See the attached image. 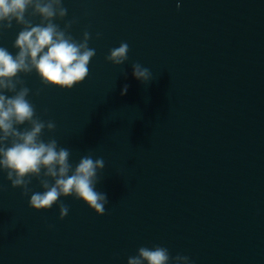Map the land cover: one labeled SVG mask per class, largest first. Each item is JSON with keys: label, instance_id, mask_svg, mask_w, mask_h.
Masks as SVG:
<instances>
[{"label": "water", "instance_id": "95a60500", "mask_svg": "<svg viewBox=\"0 0 264 264\" xmlns=\"http://www.w3.org/2000/svg\"><path fill=\"white\" fill-rule=\"evenodd\" d=\"M63 6L54 22L75 18L77 41L90 33L89 75L70 90L43 85L35 71L20 78L37 116L56 124L44 141L69 149L73 168L85 155L104 159L96 190L109 203L99 216L61 197V220L58 205L32 209L31 193L0 170V264H127L154 245L192 264H264V0ZM20 30H0L13 55ZM121 42L128 60L116 66L105 57ZM135 62L150 69L149 83L133 77ZM29 187L44 191L36 178Z\"/></svg>", "mask_w": 264, "mask_h": 264}, {"label": "clouds", "instance_id": "9594fccd", "mask_svg": "<svg viewBox=\"0 0 264 264\" xmlns=\"http://www.w3.org/2000/svg\"><path fill=\"white\" fill-rule=\"evenodd\" d=\"M30 8L33 16L40 17L39 24L33 25L26 19ZM67 14L63 0H0V30L11 29L13 22L21 26L13 44L18 49L15 55L0 46V170L6 172L12 188L22 189L25 196L31 193L29 206L32 209L39 212L58 205L61 220L69 213L61 197L81 200L99 216L105 215V206L109 203L107 194L96 190L102 179L99 173L105 168L104 159L85 155L73 168L69 149L59 147L54 138L44 141L41 138L44 130L54 132L56 124L37 116L35 106L28 99L30 89L20 78L21 73L35 71L43 85L70 90L89 75V64L96 55V50L89 47L90 33L84 31L82 40L77 41L69 31L77 23L75 18L67 21L63 28L54 22L64 20ZM99 36L97 33V38ZM129 50L128 43L121 42L105 59L121 66L128 60ZM132 69L133 77L141 83L152 80V72L141 63H133ZM127 90L128 85H124L121 94H126ZM35 94L39 95V90ZM25 124L28 127L21 129ZM32 178L38 180L44 191H32L29 187ZM145 262L192 264L189 256L172 257L168 248L160 245L140 247L137 255L128 258L127 264Z\"/></svg>", "mask_w": 264, "mask_h": 264}]
</instances>
